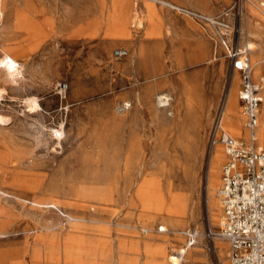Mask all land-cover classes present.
I'll list each match as a JSON object with an SVG mask.
<instances>
[{"label":"rangeland","instance_id":"obj_1","mask_svg":"<svg viewBox=\"0 0 264 264\" xmlns=\"http://www.w3.org/2000/svg\"><path fill=\"white\" fill-rule=\"evenodd\" d=\"M261 3L0 0V58L22 71L0 70V252L17 251L15 264H230L228 242L208 235L225 162L208 131L224 106L228 132L246 138L241 77L183 10L235 26L229 45L257 80Z\"/></svg>","mask_w":264,"mask_h":264},{"label":"built area","instance_id":"obj_2","mask_svg":"<svg viewBox=\"0 0 264 264\" xmlns=\"http://www.w3.org/2000/svg\"><path fill=\"white\" fill-rule=\"evenodd\" d=\"M263 7L261 3L260 8ZM183 12L204 28H212L215 39L227 50V57L235 60L234 69L241 77L239 100L246 138L237 139L228 132L224 106L216 112L208 131L209 148L222 147L225 157L217 192L221 205L219 227L208 235L228 242L230 264H264V142L260 139L264 76L256 80L246 51H236L229 45L235 26L220 17ZM115 55L121 58L127 51L120 49ZM159 231L165 232L163 227ZM141 232L147 234L148 230L141 228ZM179 234L188 247L199 239L197 228H188Z\"/></svg>","mask_w":264,"mask_h":264},{"label":"bare ground","instance_id":"obj_3","mask_svg":"<svg viewBox=\"0 0 264 264\" xmlns=\"http://www.w3.org/2000/svg\"><path fill=\"white\" fill-rule=\"evenodd\" d=\"M0 16H1V14H0ZM251 46H253V44H248V48L249 49H251ZM260 63H261V61L259 62V64ZM20 68L21 67H20V64L18 63L17 59L15 57H13L12 55L5 54V56L3 58H0V70L5 69L6 71H8L12 75H16V74L18 75V74H20V72H22V71H20ZM160 101L162 102V100H160ZM165 103H166V101H165ZM165 103L163 102V104H165ZM33 104H34V108H36L38 106L36 104V102H33ZM225 113H226V107H225ZM55 134L58 135L59 137L62 136V133H60L59 131H55ZM217 160L218 159H217V154H216V155H214L212 157V166H215V163H216ZM210 187L214 188L215 187V182L212 181V184L210 185ZM179 251H180L179 252L180 254H184L185 253L184 250H182V251L179 250ZM17 253H18L17 251L16 252L10 251V252H8L6 254H3L2 252H0V264H15L14 261L18 258ZM171 259L174 260V261H176L174 264H178L177 261H179V258L170 256V260Z\"/></svg>","mask_w":264,"mask_h":264},{"label":"crops","instance_id":"obj_4","mask_svg":"<svg viewBox=\"0 0 264 264\" xmlns=\"http://www.w3.org/2000/svg\"><path fill=\"white\" fill-rule=\"evenodd\" d=\"M202 14H203V13H202ZM204 15L210 16V15H208V14H204ZM211 16H212V15H211ZM262 63H264V60H263L260 64H262ZM227 111H228V109L226 108V113H227ZM260 137H261V138L264 137V133H262L261 128H260Z\"/></svg>","mask_w":264,"mask_h":264}]
</instances>
